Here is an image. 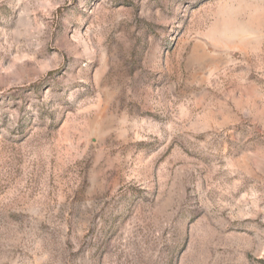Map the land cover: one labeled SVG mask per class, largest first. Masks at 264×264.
<instances>
[{"label":"rangeland","instance_id":"1","mask_svg":"<svg viewBox=\"0 0 264 264\" xmlns=\"http://www.w3.org/2000/svg\"><path fill=\"white\" fill-rule=\"evenodd\" d=\"M0 264H264V0H0Z\"/></svg>","mask_w":264,"mask_h":264}]
</instances>
